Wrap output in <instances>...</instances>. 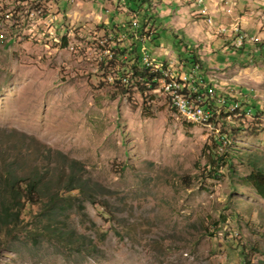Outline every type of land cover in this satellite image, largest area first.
Listing matches in <instances>:
<instances>
[{"label":"rangeland","instance_id":"obj_1","mask_svg":"<svg viewBox=\"0 0 264 264\" xmlns=\"http://www.w3.org/2000/svg\"><path fill=\"white\" fill-rule=\"evenodd\" d=\"M196 1L150 0L160 18L147 19L160 35L146 51L151 68L189 70L188 50L202 84L248 97L252 115L193 124L161 90L117 82L129 70L113 57L120 39L108 20L140 21L146 4L134 13L126 0H0L2 148L32 136L22 145L64 152L113 191L74 201L61 233L35 228V207L22 214L0 233V264H264V195L246 179L264 174V53L231 45L236 23L264 40V0ZM211 151L225 154L217 177L206 174Z\"/></svg>","mask_w":264,"mask_h":264},{"label":"trees","instance_id":"obj_2","mask_svg":"<svg viewBox=\"0 0 264 264\" xmlns=\"http://www.w3.org/2000/svg\"><path fill=\"white\" fill-rule=\"evenodd\" d=\"M126 1L134 13H140L139 9L142 8V5H148L150 2V0ZM143 11L144 15L140 21L131 18L132 20L129 22L115 23L113 19H109L110 27L107 29L113 34L115 41L120 39L119 42H115V48H112V50H115L113 57H124L123 61L126 63L127 70H129L127 76L123 73H117V82L123 85L129 84L130 86L134 84L139 87L138 91L141 94L153 91L162 78L161 70L152 71L150 64L143 61L147 49L153 43L158 44L160 39V35H155L153 32L148 33V16L151 19L155 15V21H160L159 14L150 13L149 5ZM120 36L124 38L121 39ZM61 39L64 46L66 37L62 36ZM125 40L129 42L126 43ZM249 45L253 48L248 49L244 57L250 52L254 53L256 57L263 56L264 42ZM232 47L234 48L233 51L241 52L246 45L238 48L232 45ZM187 51L182 54L185 56V66L188 69L196 66L199 74L200 61L197 60L195 54ZM221 97L226 99L225 105L239 101L241 102L240 107H251L248 97H236L229 92L221 93ZM214 102V100L211 101L212 104ZM251 109L254 112V108L251 107ZM224 115L226 117V114H221L219 118L224 119ZM21 136V140L16 139L12 147L2 148L3 144L0 143V233L17 226L22 214L33 213L34 207L36 215L35 228L39 227L41 230H47L46 232L50 233L55 232V234L61 233L64 226L60 220L61 216L68 211L69 206L74 204V201L82 199L83 201L95 203L97 198L113 194L112 190L97 182H91L89 178H85L83 175L85 168L79 160L44 143L38 142L37 148L29 147L27 144L23 146L24 141H34L35 138L23 133ZM8 137L10 138V136ZM219 139H223V137L221 136ZM16 141L18 143H15ZM213 143V148L219 145L215 140ZM22 150H25L27 160H24L21 156L20 151ZM224 157L225 154L224 156H216L215 152L211 151L207 159L206 174H208V177L218 176L217 172L219 166L223 163ZM250 162L254 163V159L252 158ZM261 170L259 168L256 173L251 172L246 179L253 181L257 189L264 195V184L261 183L264 180V174Z\"/></svg>","mask_w":264,"mask_h":264},{"label":"bare ground","instance_id":"obj_3","mask_svg":"<svg viewBox=\"0 0 264 264\" xmlns=\"http://www.w3.org/2000/svg\"><path fill=\"white\" fill-rule=\"evenodd\" d=\"M196 2L199 4H203V0H197ZM201 12L204 13V11ZM206 18H208V24L210 22L212 23L209 16ZM236 25L231 30V34L234 35L233 39L237 37L238 42V44H232L234 47L238 48L247 42L252 43L260 41V38L257 35L247 36L243 34L242 28L240 26L238 28L236 27ZM225 30H227V28H221L219 31ZM143 61L149 64L151 63L148 59L147 53L144 54ZM150 66L153 65L150 64ZM157 70H161L162 74V78L160 79L159 84L174 88V92L169 93V102H187L195 107H201L203 109L202 114H198L194 111H183L179 107H173L169 104L172 110H174L179 116H182L188 122H191L193 124L212 126L214 120L221 114H226L227 117L230 116V112L237 111L243 112L248 116L253 114V112L251 111V107H240L241 102L239 101L238 103H230L228 105H225L226 99L224 97H221V92H219L218 100H216V93H218L219 91L216 90V84L210 86L207 85V96H205V91H198L197 89H203V81H200V78L202 77L198 74L197 69H189L184 72L178 73L173 72V70H170V68H167V66L166 68H164L163 65H161L155 66V69H153L152 71ZM192 77L195 89L192 88ZM155 90H161L168 99L167 88H155ZM210 100H214V104H212Z\"/></svg>","mask_w":264,"mask_h":264},{"label":"built area","instance_id":"obj_4","mask_svg":"<svg viewBox=\"0 0 264 264\" xmlns=\"http://www.w3.org/2000/svg\"><path fill=\"white\" fill-rule=\"evenodd\" d=\"M243 34H245L247 36H250V34L247 33L246 31H243ZM231 43L232 44H238L237 37L235 39H233ZM142 49H144V48H142ZM192 69H197V67L195 66V67L191 68L190 70H192ZM203 79H204L203 77L200 78V81H203ZM155 88H167V91H168V99L167 100L169 102V93L170 92H174V88L173 87H168V86H163L161 84H158ZM192 88L195 89L194 88L193 77H192ZM197 90L198 91H205V96H207V85L206 84H203V89H197ZM218 94H219V91H218V93H216V100H218ZM231 103H238V101L237 102H231ZM169 104L171 106H173V107H179L183 111H194V112H196L198 114H202V110H203L201 107H195V106H193V105H191V104H189L187 102H169ZM212 110H215V109H212ZM251 111H252V109H251Z\"/></svg>","mask_w":264,"mask_h":264},{"label":"clouds","instance_id":"obj_5","mask_svg":"<svg viewBox=\"0 0 264 264\" xmlns=\"http://www.w3.org/2000/svg\"><path fill=\"white\" fill-rule=\"evenodd\" d=\"M239 20H241V21H246L245 18H243V17H240ZM249 34H250V33H249ZM250 35H257V34H250ZM258 37H259V36H258ZM262 41L264 42V40H262V38H260V41H257V42H262ZM253 43H256V42H252V43L247 42V43L244 44V46H245V45H248V44H253ZM242 46H243V45H242ZM218 118H219V117H218Z\"/></svg>","mask_w":264,"mask_h":264}]
</instances>
